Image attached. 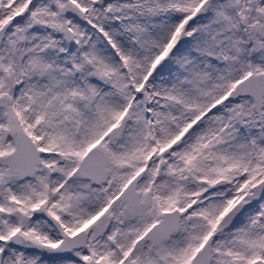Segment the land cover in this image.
Listing matches in <instances>:
<instances>
[{"label":"snow or ice","instance_id":"6c2138e0","mask_svg":"<svg viewBox=\"0 0 264 264\" xmlns=\"http://www.w3.org/2000/svg\"><path fill=\"white\" fill-rule=\"evenodd\" d=\"M0 264H264V0H0Z\"/></svg>","mask_w":264,"mask_h":264}]
</instances>
